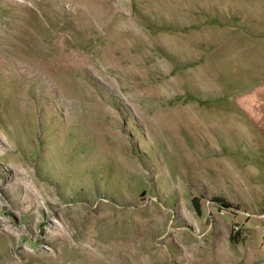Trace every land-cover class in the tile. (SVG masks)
Returning a JSON list of instances; mask_svg holds the SVG:
<instances>
[{
	"label": "rangeland",
	"instance_id": "374dc122",
	"mask_svg": "<svg viewBox=\"0 0 264 264\" xmlns=\"http://www.w3.org/2000/svg\"><path fill=\"white\" fill-rule=\"evenodd\" d=\"M261 135L264 0H0V264H264Z\"/></svg>",
	"mask_w": 264,
	"mask_h": 264
},
{
	"label": "bare ground",
	"instance_id": "6f19581e",
	"mask_svg": "<svg viewBox=\"0 0 264 264\" xmlns=\"http://www.w3.org/2000/svg\"><path fill=\"white\" fill-rule=\"evenodd\" d=\"M67 234H68V226L66 224H64L63 226L61 225L60 226V234L59 235H61V237L62 236L64 237L65 235L67 236ZM123 254H126V252L124 251Z\"/></svg>",
	"mask_w": 264,
	"mask_h": 264
},
{
	"label": "trees",
	"instance_id": "16d2710c",
	"mask_svg": "<svg viewBox=\"0 0 264 264\" xmlns=\"http://www.w3.org/2000/svg\"><path fill=\"white\" fill-rule=\"evenodd\" d=\"M215 199H216V201H218L222 205H225V206H228V207H231L232 206L231 204H229L228 202H226L224 199H222L219 196H216ZM196 200H197V198H194V202H196ZM196 204H197V202H196Z\"/></svg>",
	"mask_w": 264,
	"mask_h": 264
},
{
	"label": "crops",
	"instance_id": "0c3cea01",
	"mask_svg": "<svg viewBox=\"0 0 264 264\" xmlns=\"http://www.w3.org/2000/svg\"><path fill=\"white\" fill-rule=\"evenodd\" d=\"M261 136H263L262 138L259 139L260 143L263 144V148H261V149H264V135H261ZM261 136H259V137H261ZM262 152H264V150H262Z\"/></svg>",
	"mask_w": 264,
	"mask_h": 264
}]
</instances>
